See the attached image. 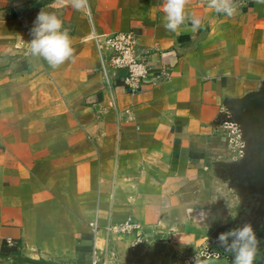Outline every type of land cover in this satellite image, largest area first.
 Wrapping results in <instances>:
<instances>
[{"label":"crops","instance_id":"crops-1","mask_svg":"<svg viewBox=\"0 0 264 264\" xmlns=\"http://www.w3.org/2000/svg\"><path fill=\"white\" fill-rule=\"evenodd\" d=\"M166 0H0V264H232L218 237L252 223L260 198L234 180L222 127L228 99L264 90V0H186L166 28ZM56 14L73 57L30 53L38 14ZM200 21L193 24V19ZM133 33L159 83L137 93L104 72L103 42ZM231 115V114H230ZM134 218L146 242L106 230ZM255 221V222H254Z\"/></svg>","mask_w":264,"mask_h":264},{"label":"clouds","instance_id":"clouds-1","mask_svg":"<svg viewBox=\"0 0 264 264\" xmlns=\"http://www.w3.org/2000/svg\"><path fill=\"white\" fill-rule=\"evenodd\" d=\"M186 0H166L164 12L166 14V28L175 31L185 19ZM73 7L84 10L88 7L87 0H73ZM208 7L217 13L233 15L235 8L231 0H209ZM198 19H193L194 25H199ZM30 53L44 58L52 67H58L73 57V48L67 29L63 28L62 20L56 14L41 11L32 29ZM220 247L233 254L232 264H256L261 240L252 223H243L223 232L218 237ZM195 264H200L199 257Z\"/></svg>","mask_w":264,"mask_h":264},{"label":"built area","instance_id":"built-area-1","mask_svg":"<svg viewBox=\"0 0 264 264\" xmlns=\"http://www.w3.org/2000/svg\"><path fill=\"white\" fill-rule=\"evenodd\" d=\"M105 55L104 72L107 76L108 67L116 71H126L124 85L132 92L137 93L145 85L159 83L166 77L164 68L154 71L153 67L147 62L138 51V43L133 33H116L105 38L103 44ZM227 138L231 148L232 158L235 160L244 157L246 142L242 133L234 127L226 128ZM91 228L95 234V246L93 251L94 260L92 264H100L99 252L96 245L98 223H92ZM109 234L116 236H135L133 249H137L146 242V233L144 227L130 217L120 224L109 225L106 228Z\"/></svg>","mask_w":264,"mask_h":264},{"label":"water","instance_id":"water-1","mask_svg":"<svg viewBox=\"0 0 264 264\" xmlns=\"http://www.w3.org/2000/svg\"><path fill=\"white\" fill-rule=\"evenodd\" d=\"M226 105L230 114L222 127L232 122L244 126L239 130L246 142L244 165L235 170L234 180L249 186L257 195L261 204L258 215H264V90L258 94H249L242 99H228ZM242 159V158H241ZM255 222V221H254ZM30 264H56L46 261L25 260ZM256 264H264V253Z\"/></svg>","mask_w":264,"mask_h":264},{"label":"flooded vegetation","instance_id":"flooded-vegetation-1","mask_svg":"<svg viewBox=\"0 0 264 264\" xmlns=\"http://www.w3.org/2000/svg\"><path fill=\"white\" fill-rule=\"evenodd\" d=\"M258 239L261 240V247L260 249L258 250V255H257V258H256V262L261 258V256L263 255L264 253V230H261L260 233L258 234Z\"/></svg>","mask_w":264,"mask_h":264},{"label":"rangeland","instance_id":"rangeland-1","mask_svg":"<svg viewBox=\"0 0 264 264\" xmlns=\"http://www.w3.org/2000/svg\"><path fill=\"white\" fill-rule=\"evenodd\" d=\"M226 128H228V127L223 128L225 136H227V134H228V131H226Z\"/></svg>","mask_w":264,"mask_h":264}]
</instances>
